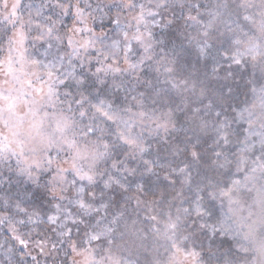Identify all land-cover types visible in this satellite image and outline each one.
I'll use <instances>...</instances> for the list:
<instances>
[{
    "label": "snow or ice",
    "instance_id": "obj_1",
    "mask_svg": "<svg viewBox=\"0 0 264 264\" xmlns=\"http://www.w3.org/2000/svg\"><path fill=\"white\" fill-rule=\"evenodd\" d=\"M0 228V264H264V0H0Z\"/></svg>",
    "mask_w": 264,
    "mask_h": 264
},
{
    "label": "rangeland",
    "instance_id": "obj_2",
    "mask_svg": "<svg viewBox=\"0 0 264 264\" xmlns=\"http://www.w3.org/2000/svg\"><path fill=\"white\" fill-rule=\"evenodd\" d=\"M5 235H7L6 230H3L2 228H0V239H2L3 236H5ZM34 238L38 239L39 237L38 236H34ZM33 254H35V252ZM0 258H2V256H0ZM28 264H31V259L30 258H28Z\"/></svg>",
    "mask_w": 264,
    "mask_h": 264
},
{
    "label": "trees",
    "instance_id": "obj_3",
    "mask_svg": "<svg viewBox=\"0 0 264 264\" xmlns=\"http://www.w3.org/2000/svg\"><path fill=\"white\" fill-rule=\"evenodd\" d=\"M35 236V235H34Z\"/></svg>",
    "mask_w": 264,
    "mask_h": 264
}]
</instances>
